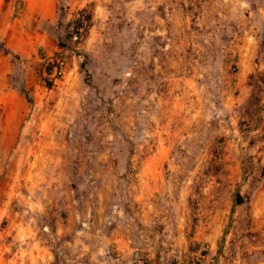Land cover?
Returning <instances> with one entry per match:
<instances>
[{
	"label": "rangeland",
	"instance_id": "obj_1",
	"mask_svg": "<svg viewBox=\"0 0 264 264\" xmlns=\"http://www.w3.org/2000/svg\"><path fill=\"white\" fill-rule=\"evenodd\" d=\"M122 1L0 0V264H12L11 219L20 207L10 183L43 180L54 150L67 162L69 180L79 181L76 154L94 148L109 149L104 180L118 182L115 194H144L147 212L162 210L163 227L184 231L188 264H264V0L217 4L226 17L215 28L211 51L224 52L238 37L250 36L245 49L251 44L258 52L253 93L241 102V115L235 122L212 114L191 121L184 109L175 133L160 139L147 135L153 113L145 115L138 105L136 76L122 52L110 59L108 82L99 75L102 91L93 90L104 68L86 49L90 26L106 8L125 22ZM76 20L83 29L74 39ZM217 61L211 58L214 69ZM211 87L210 111L217 112L221 86L215 81ZM40 102L47 106L42 139L37 127L34 135L25 129L32 105ZM106 115L111 122H100Z\"/></svg>",
	"mask_w": 264,
	"mask_h": 264
},
{
	"label": "crops",
	"instance_id": "obj_2",
	"mask_svg": "<svg viewBox=\"0 0 264 264\" xmlns=\"http://www.w3.org/2000/svg\"><path fill=\"white\" fill-rule=\"evenodd\" d=\"M188 1L193 5L190 10L197 9L195 15L185 0H123L119 13L125 22L110 17L106 8L105 16L90 26L86 39V49L104 68L95 74L94 91H102L99 75L108 82L115 52L127 59L132 67L128 71L137 80L138 105L145 115L153 113V119L146 120L153 122L147 131L152 138L172 136L184 109L191 121L212 114L235 122L241 115V102L253 93L250 84L259 58L251 44L245 49L250 36L238 37L234 47L224 52L211 51L210 41L215 28L224 26L225 12L217 6L218 0ZM213 57H219L215 69ZM233 63L237 71L230 69ZM215 81L221 86L220 109L212 112L209 95ZM106 87L102 85L103 90ZM45 107L41 102L32 105L25 124L31 135L36 133L33 128L39 129V139L45 133L41 125L47 120ZM248 110L253 114L251 107ZM102 119L111 122L107 115ZM53 153L58 152L47 154L43 180L9 185L20 205L11 219L12 264H188L184 231L163 227L162 210L147 212L144 194H115L118 182L104 180L111 156L108 148L79 151L77 170L82 178L73 182L67 162ZM256 206L251 204V211ZM237 209L238 213L241 207Z\"/></svg>",
	"mask_w": 264,
	"mask_h": 264
},
{
	"label": "trees",
	"instance_id": "obj_3",
	"mask_svg": "<svg viewBox=\"0 0 264 264\" xmlns=\"http://www.w3.org/2000/svg\"><path fill=\"white\" fill-rule=\"evenodd\" d=\"M82 25H83V22H81L79 20H76V22L73 24V30L78 32L79 29L83 27ZM235 201H236V203H241L242 202V198H240V196L237 194L236 198H235Z\"/></svg>",
	"mask_w": 264,
	"mask_h": 264
},
{
	"label": "built area",
	"instance_id": "obj_4",
	"mask_svg": "<svg viewBox=\"0 0 264 264\" xmlns=\"http://www.w3.org/2000/svg\"><path fill=\"white\" fill-rule=\"evenodd\" d=\"M82 29H83V27L80 28L78 32H75V34L73 35V38L74 39H77V38L81 37V31H82Z\"/></svg>",
	"mask_w": 264,
	"mask_h": 264
}]
</instances>
